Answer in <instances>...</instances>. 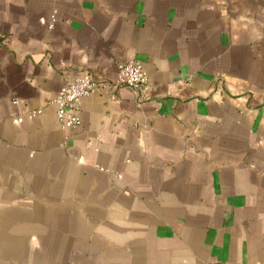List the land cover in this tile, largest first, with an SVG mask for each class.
<instances>
[{
    "label": "crops",
    "instance_id": "0c3cea01",
    "mask_svg": "<svg viewBox=\"0 0 264 264\" xmlns=\"http://www.w3.org/2000/svg\"><path fill=\"white\" fill-rule=\"evenodd\" d=\"M217 263L264 264V0H0V264Z\"/></svg>",
    "mask_w": 264,
    "mask_h": 264
},
{
    "label": "built area",
    "instance_id": "2783aa9c",
    "mask_svg": "<svg viewBox=\"0 0 264 264\" xmlns=\"http://www.w3.org/2000/svg\"><path fill=\"white\" fill-rule=\"evenodd\" d=\"M146 82V76L141 63L134 60L117 61V73L112 81H98L90 72L76 76L69 81L64 82L58 93L52 98L56 104L55 113L63 127H74L80 123V114L76 111L79 104V98L96 87H116L120 84H127L134 87L137 91H141ZM40 108L30 110L37 113ZM223 264V263H217Z\"/></svg>",
    "mask_w": 264,
    "mask_h": 264
}]
</instances>
